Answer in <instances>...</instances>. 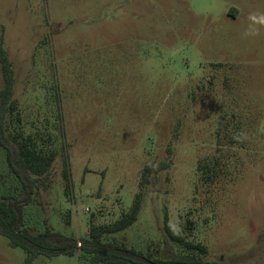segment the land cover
<instances>
[{"label": "rangeland", "instance_id": "1", "mask_svg": "<svg viewBox=\"0 0 264 264\" xmlns=\"http://www.w3.org/2000/svg\"><path fill=\"white\" fill-rule=\"evenodd\" d=\"M253 11L264 12V0H0L24 135L57 141L25 225L80 240L92 217L113 223L142 192L138 220L104 241L162 259L187 254L165 237L168 216L208 248L193 253L204 264H264V28L242 36ZM241 130L242 143L232 139ZM203 161L214 164L210 183L198 172ZM2 196L25 199L0 146ZM0 264H27L1 235ZM32 264L89 259L78 252Z\"/></svg>", "mask_w": 264, "mask_h": 264}, {"label": "trees", "instance_id": "2", "mask_svg": "<svg viewBox=\"0 0 264 264\" xmlns=\"http://www.w3.org/2000/svg\"><path fill=\"white\" fill-rule=\"evenodd\" d=\"M0 45V62L3 70L4 84L0 90V146L6 153L10 171L24 186V198L16 199L10 196L0 197V235L7 238L10 245L20 248L26 255V263L32 264L40 256L52 258L55 256L74 257L78 252L89 259V264H204L197 259L199 255H207L208 248L187 240L181 234H175L169 228V218H164V234L168 240L186 249L187 254L175 255L170 259L155 257L150 250L142 253L129 247L123 241H104L106 236L113 235L131 227L137 220L142 208V192L135 196L133 207L124 213L120 219L110 224L95 225L93 217L88 237L78 240L74 236H64L50 226L44 231L33 232L24 223L23 209L30 201L36 188V181L46 178L56 159L54 148L55 138L43 132L25 136L22 130V116L18 102L14 99L15 72L8 57ZM18 125V130L9 133L6 120ZM57 142V141H56ZM63 149V148H62ZM66 149H64L65 153ZM64 169L67 193L72 187L67 164ZM152 166H146L142 172L141 187L150 183ZM214 164L200 162L198 172L205 183L214 179ZM209 264H217L212 262Z\"/></svg>", "mask_w": 264, "mask_h": 264}, {"label": "clouds", "instance_id": "3", "mask_svg": "<svg viewBox=\"0 0 264 264\" xmlns=\"http://www.w3.org/2000/svg\"><path fill=\"white\" fill-rule=\"evenodd\" d=\"M247 21V26L244 28L242 33L243 38L259 36L261 28H264V12H250L247 16ZM232 139L242 143L247 139V134L241 130L237 133H234ZM169 228L175 234H179L181 231V227L178 222L174 223L170 221Z\"/></svg>", "mask_w": 264, "mask_h": 264}]
</instances>
